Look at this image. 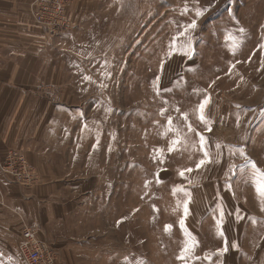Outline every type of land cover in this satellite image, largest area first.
<instances>
[{
    "label": "rangeland",
    "instance_id": "rangeland-1",
    "mask_svg": "<svg viewBox=\"0 0 264 264\" xmlns=\"http://www.w3.org/2000/svg\"><path fill=\"white\" fill-rule=\"evenodd\" d=\"M32 2V34L0 36L19 52L0 88L41 162L29 185L0 171V264H25L43 187L53 264H264V0L42 1L67 18L53 32Z\"/></svg>",
    "mask_w": 264,
    "mask_h": 264
},
{
    "label": "crops",
    "instance_id": "crops-1",
    "mask_svg": "<svg viewBox=\"0 0 264 264\" xmlns=\"http://www.w3.org/2000/svg\"><path fill=\"white\" fill-rule=\"evenodd\" d=\"M32 0H0V36L8 35L10 37L13 33L26 32L27 34H32L34 31L32 27H29L27 24L28 9L30 7ZM77 2V1H76ZM82 5H86V1H82ZM81 3V2H80ZM79 3V4H80ZM83 10L87 13L86 7L84 6ZM71 13L74 17L75 11L72 10ZM76 19V15L74 17ZM2 46L1 51H11L10 56L0 55V61L6 60V58H14L13 56H17L19 52H15L11 47ZM6 61L3 62L2 67H6ZM14 62L11 63V66H15ZM15 95V96H14ZM17 97V93H14L11 96V93L4 92L0 88V155L6 150V148H16L19 147L20 143L24 145V140L21 139V130H23L28 112L27 104L24 105L22 102L18 103L17 108L15 110H10L12 105L14 104V100ZM22 146V145H21ZM26 158L30 161V163H38L41 162L39 157L33 154V157L29 154V151H24ZM2 174H0V178ZM52 194H48V191L43 187L42 190L38 193V196L33 199V202H28L25 206L21 204V207L27 213L31 212L33 216V224L34 226L38 225L39 229L43 230L44 235L46 233V241H51V227L54 225L53 215H52V206L54 201L52 199ZM18 212L21 213L22 210L17 208ZM23 212V211H22ZM48 242V241H47ZM49 244V242H48Z\"/></svg>",
    "mask_w": 264,
    "mask_h": 264
},
{
    "label": "built area",
    "instance_id": "built-area-1",
    "mask_svg": "<svg viewBox=\"0 0 264 264\" xmlns=\"http://www.w3.org/2000/svg\"><path fill=\"white\" fill-rule=\"evenodd\" d=\"M42 1L51 0H34V9L32 14L36 22L43 26L51 25L53 27L62 25L66 27L68 21L65 18L63 21L56 18L59 9H50L47 6L42 8ZM37 2V3H36ZM0 171L7 174L11 180L17 184L29 185L36 179L35 172L31 169L30 165L25 158L22 150L8 149L4 159H0ZM41 230L38 226L21 227V238L18 242V250L25 264H53L56 261V252L47 244V242L40 237Z\"/></svg>",
    "mask_w": 264,
    "mask_h": 264
},
{
    "label": "snow or ice",
    "instance_id": "snow-or-ice-1",
    "mask_svg": "<svg viewBox=\"0 0 264 264\" xmlns=\"http://www.w3.org/2000/svg\"><path fill=\"white\" fill-rule=\"evenodd\" d=\"M212 7V5H209L208 7H205L201 10H198L197 11V15L198 16H203L205 12H207L209 10V8ZM191 28H195L196 27V22L195 21H192L191 25H190ZM243 30V29H241ZM161 67L163 68V65H161ZM159 79V77L157 78ZM209 103V99L208 98H205L200 104H199V110L201 112V116L200 118L203 120L205 119L204 115H203V110L205 109L206 105ZM203 137H201V145L203 146ZM171 150V149H170ZM205 156H207V153L205 152ZM205 163V160H201L198 164H197V167H200L201 165H203ZM187 171H191V169H188ZM184 173L181 172V175H183ZM258 191L261 192L262 195H264V183H262L261 185L258 186ZM187 201H185V214H187L188 212V208H187ZM221 216H223V212H221ZM222 220L220 221H217V225L218 227L220 225H222ZM170 227V226H168ZM220 234L223 235V231H222V228H221V231H220ZM233 247H235V245H233ZM185 251H187V248L185 249ZM228 251V244H227V240H225V246L218 250L219 254L223 255V253H226ZM181 259H184L183 256L180 257Z\"/></svg>",
    "mask_w": 264,
    "mask_h": 264
}]
</instances>
